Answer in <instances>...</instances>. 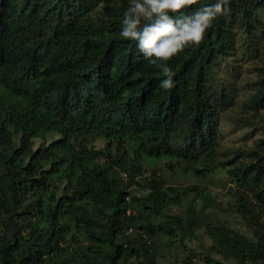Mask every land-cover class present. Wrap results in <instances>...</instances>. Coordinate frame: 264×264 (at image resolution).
<instances>
[{"label":"trees","instance_id":"trees-1","mask_svg":"<svg viewBox=\"0 0 264 264\" xmlns=\"http://www.w3.org/2000/svg\"><path fill=\"white\" fill-rule=\"evenodd\" d=\"M129 3L0 0V264H156L160 236L196 237L197 228L223 261L208 262L264 264V140L248 157L222 160L213 128L230 99L224 88L220 100L212 95L239 34L263 33L264 0H229L202 42L167 62V91L159 69L119 35ZM258 68L251 103L264 109V61ZM44 134L57 137L35 147ZM163 161L192 167L201 181L223 173L246 232L210 222L214 200L199 185L190 191L199 210L192 201L168 214L191 193L171 195L153 168L144 176L142 164Z\"/></svg>","mask_w":264,"mask_h":264},{"label":"rangeland","instance_id":"rangeland-1","mask_svg":"<svg viewBox=\"0 0 264 264\" xmlns=\"http://www.w3.org/2000/svg\"><path fill=\"white\" fill-rule=\"evenodd\" d=\"M237 47L234 56L217 65L213 79L215 91L212 95L220 100L219 92L221 88H224L230 99L220 111V117L213 128L217 137L218 155L222 160H225L228 155H239L240 153L248 157L249 150L264 140V109L253 106L251 103L252 97L257 93L258 67L261 66V61H264V30L262 34L257 35V39L240 33ZM56 137L55 134H44L33 141L37 147L41 142L49 143ZM18 139V136L15 137V141ZM142 168L145 177L149 176L152 168L155 169L165 185L171 189V195L181 196L183 192L191 193L188 199L182 198L180 205L173 204L166 208L168 214L183 213L187 208V203L190 204L192 201L196 203L195 208L199 210L201 201L190 192L191 188L199 185L214 200L206 209L210 222H219L230 228H239L242 232H246L241 219L230 212L232 185L230 180L224 179L223 173L212 174L201 181L190 176L192 167L172 164L169 168L163 161L152 165L144 163ZM140 183H142L141 187H145L143 181ZM141 192H144V189H138L135 195H140ZM152 221V224L157 227L160 218L153 217ZM195 236L182 238L179 232L160 236L162 257L158 254L156 264H177L186 257H192L196 264H214L208 262L207 257L210 261L211 259L222 261L217 255L209 253L208 249L212 243L201 228L195 230ZM130 264H141V260ZM226 264L233 263L226 261Z\"/></svg>","mask_w":264,"mask_h":264},{"label":"clouds","instance_id":"clouds-1","mask_svg":"<svg viewBox=\"0 0 264 264\" xmlns=\"http://www.w3.org/2000/svg\"><path fill=\"white\" fill-rule=\"evenodd\" d=\"M199 0H130L119 35L135 42L136 49L165 77L159 87H175V73L167 62L186 48L198 46L213 22L230 11L229 0H215L185 12Z\"/></svg>","mask_w":264,"mask_h":264}]
</instances>
